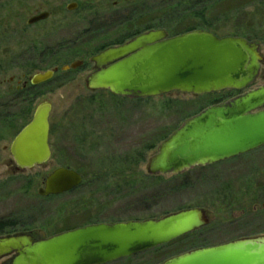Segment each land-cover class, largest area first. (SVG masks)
Wrapping results in <instances>:
<instances>
[{
    "label": "rangeland",
    "instance_id": "374dc122",
    "mask_svg": "<svg viewBox=\"0 0 264 264\" xmlns=\"http://www.w3.org/2000/svg\"><path fill=\"white\" fill-rule=\"evenodd\" d=\"M72 1L0 2V225L15 227H4L0 235L43 226L48 227L46 234L52 235L86 224L159 219L191 208L208 214V226L166 246L110 264H161L195 249L264 235V147L182 175L159 176L150 185L149 177L132 191L120 186L114 191L100 179L62 196L45 199L38 195L44 177L58 168L91 173L92 181L93 176L118 165L130 169L125 175L134 172L132 179L141 181L167 132L203 109L236 97L219 93L193 98L173 93L170 99L185 104L169 111L161 108L164 97L138 100L106 91L90 93L85 87L93 70L89 58L103 47L122 43L149 27H159L169 36L207 28L220 38L245 36L259 45L264 58V0H210L193 9L186 0H132L116 8L112 3L122 0H91L87 11L91 12V35L83 36L79 29L86 25L76 23L84 17L83 11L68 13L65 9ZM78 1L86 4L88 0ZM36 11H48L51 17L35 27L27 26L26 21ZM76 60L85 65L67 73L58 71L52 80L31 89L32 96L43 94L31 100V115L39 103H51L50 160L45 166L12 175L9 147L13 135L31 117L24 118L26 103L14 98L17 81ZM261 69L263 73L264 66ZM261 76L253 88L264 85ZM10 77L15 78L13 83H9ZM89 193L91 200L86 198Z\"/></svg>",
    "mask_w": 264,
    "mask_h": 264
},
{
    "label": "water",
    "instance_id": "95a60500",
    "mask_svg": "<svg viewBox=\"0 0 264 264\" xmlns=\"http://www.w3.org/2000/svg\"><path fill=\"white\" fill-rule=\"evenodd\" d=\"M47 16L43 13L34 20ZM262 61L259 46L242 37L219 38L198 29L168 37L158 29L91 57L95 72L87 78L86 87L127 99L241 93L189 118L158 146L147 174L177 176L264 147V86L248 90L256 82ZM79 65H65L60 71ZM56 71L33 75L31 85L48 82ZM50 111V102L40 103L12 141L9 152L16 170L29 171L49 161ZM81 181L74 170L58 168L46 176L38 195H62L79 187ZM209 223L204 210L193 208L160 219L89 225L44 240H34L28 233L4 235L0 236V261L110 264L168 245ZM161 264H264V235L195 249Z\"/></svg>",
    "mask_w": 264,
    "mask_h": 264
},
{
    "label": "flooded vegetation",
    "instance_id": "af4514ba",
    "mask_svg": "<svg viewBox=\"0 0 264 264\" xmlns=\"http://www.w3.org/2000/svg\"><path fill=\"white\" fill-rule=\"evenodd\" d=\"M178 1H184V0H178ZM210 0H186V2H190L191 4H194V5H197V4H199V5H202V4H204V3H207V2H209ZM130 3V2H132V0H122L121 2H117V1H114L113 3H112V6H113V8H116V7H118L119 5H121L122 3ZM69 5H74V7L73 8H71V9H68V6ZM105 6L106 5H104V7H102V8H105ZM65 9H66V11L68 12V13H77V12H79L80 10L81 11H83V13H84V17L83 18H81V19H79L78 20V22H76V23H78V24H80V23H82V24H85L86 26H84V27H80V31H81V34H82V36H83V34L84 35H91V19L89 18V14L91 13V12H87V11H89L90 9H91V0H88L87 2H86V4H83V3H80L78 0H75V1H72V2H70V3H68L67 5H66V7H65ZM47 14L48 16L45 18V19H43V20H37V21H35L34 19H36L39 15H41V14ZM51 17V13L50 12H48V11H41V12H38V11H36L35 12V14L34 15H32L27 21H26V25L27 26H33V27H35V26H37V25H39V24H41L42 22H45V21H47L49 18ZM80 22V23H79ZM90 25V26H89ZM148 29V28H147ZM145 30V29H144ZM144 30H142L140 33H134L132 36H131V38H128L127 39V37H126V39L124 40V42H122V43H117V44H114V45H109L108 47H106V48H102V49H100V52L101 51H104L105 49H107V48H109V47H114V46H119V45H122V44H124V43H126V42H128L129 40H132L133 38H135L136 36H138V35H141V34H143V33H145V32H148V31H151V30H155V29H148V30H146V31H144ZM169 37V36H168ZM91 44V43H90ZM100 52H98V53H100ZM97 53V54H98ZM96 54V55H97ZM95 56V55H94ZM93 57V56H92ZM89 62H90V64L92 63L91 62V57L89 58ZM73 63H80V65L76 68V69H78V68H81V67H83L84 65H85V62L83 61V60H76V61H74V62H72V63H69L68 65H71V64H73ZM92 65H93V70H92V72H91V74L92 73H94L95 72V67H94V64L92 63ZM63 66H65V65H63ZM264 66V59H263V62H262V64H261V68ZM61 68V67H60ZM60 68H58V67H55V68H53V69H51V70H54V69H57V71L54 73V75L58 72V71H60ZM260 68V71H259V75H258V78L261 76V74H262V79L264 80V71H263V73H262V69ZM76 69H71V70H68V71H66V72H61V73H67V72H70V71H73V70H76ZM91 74L89 75V76H91ZM54 75H53V77H54ZM88 76V77H89ZM53 77L51 78V80L53 79ZM87 77V78H88ZM25 77L24 76H22V79H24ZM31 78V77H30ZM30 78H28L27 80H18L17 81V85H16V87H15V89H14V91H13V95H14V98L15 99H17L16 101L17 102H24V103H26V108H25V113L24 114H29V115H31V100H32V98H35V99H37L39 96H42L43 94H37V93H35L33 96L31 95V89H33V88H35V87H39V86H41V85H44V84H46V83H43V84H39V85H36V86H32L31 85V83H30ZM87 78L85 79V87H86V80H87ZM258 78H257V80H258ZM256 80V81H257ZM8 81H9V83H13L14 81H15V78L14 77H10L9 79H8ZM50 81V80H49ZM48 81V82H49ZM87 88V87H86ZM255 88V87H254ZM253 88V89H254ZM88 90V89H87ZM90 93H96V92H91L90 90H88ZM9 97V96H8ZM11 100L10 99H8V103L10 102ZM47 102V101H46ZM43 103V102H42ZM40 104V103H39ZM38 104V105H39ZM38 105H36V107L38 106ZM2 107V103H1V101H0V108ZM35 107V108H36ZM35 108H34V110H35ZM34 110H33V113H34ZM33 113H32V115H33ZM32 115H31V117H30V120H31V118H32ZM30 120H29V122H30ZM28 122V123H29ZM27 123V124H28ZM26 124V125H27ZM25 125V126H26ZM24 126V127H25ZM24 127H22L16 134H14L13 135V139H12V141L14 140V138L17 136V134L24 128ZM11 145V144H10ZM10 148V147H9ZM11 155V154H10ZM12 163H13V170H12V175H17V174H23V173H25L26 171H20V170H16V166H15V163H14V160H13V158H12ZM125 173L126 172H110V173H105V174H99V175H97V176H93V179H92V181H91V184H93V183H95L96 182V180H100V179H103V180H105V182H106V186L108 187V188H112L114 191H116V189H118V188H116V186H120V187H124V188H126V186H127V183H128V179L131 177L132 178V176H134V172L131 174V175H125ZM47 176V175H46ZM46 176L44 177V179L46 178ZM146 177H149V176H146ZM81 178H82V181H83V177H82V175H81ZM153 179H151L150 181H148V184L150 185L151 184V182L152 183H155V180H154V177H152ZM44 179H43V181H42V188H43V182H44ZM132 183H135L136 185H139L140 187L141 186H143V182L142 181H137V182H132ZM42 188H40V189H42ZM131 191L133 190V188H131L130 189ZM39 191V190H38ZM75 191V190H74ZM38 193V192H37ZM68 194V193H67ZM62 195H65V194H62ZM62 195H58V196H62ZM40 196V195H39ZM88 197H86L87 199H89V200H91V194L89 193L88 195H87ZM42 197V196H41ZM50 197H57V196H48V197H46V196H44V197H42V198H45V199H49ZM99 224V223H98ZM89 225H93V224H86V225H82V226H75V227H70V228H67V229H63V230H61L60 232H55V233H53L52 235H47L46 233H47V229H48V227H46V226H43L42 228L43 229H39V228H37L36 230H22V232H16V233H28V234H30L31 236H32V238L34 239V240H44V239H48V238H50V237H53V236H56V235H59V234H61V233H64V232H68V231H72V230H75V229H79V228H83V227H86V226H89ZM95 225V224H94ZM45 231V232H44ZM16 233H12V234H16ZM8 235H10V234H8ZM4 264H7V263H4Z\"/></svg>",
    "mask_w": 264,
    "mask_h": 264
},
{
    "label": "trees",
    "instance_id": "16d2710c",
    "mask_svg": "<svg viewBox=\"0 0 264 264\" xmlns=\"http://www.w3.org/2000/svg\"><path fill=\"white\" fill-rule=\"evenodd\" d=\"M165 3V2H164ZM166 4V3H165ZM167 6H172L171 4H166ZM197 5H199V4H197ZM197 5H194V4H188V8H191V9H193V7H195V6H197ZM198 15H200V13L198 14ZM197 15V16H198ZM196 16V17H197ZM206 27V26H205ZM159 28V27H158ZM157 28V29H158ZM148 29H156V28H148ZM147 28L144 30V31H146V30H148ZM206 30H207V28H205ZM191 30H193V29H191ZM188 31H190V30H188ZM187 32V31H186ZM176 35V34H175ZM175 35H172V36H175ZM131 36L132 35H130V36H128L127 37V39L128 38H131ZM244 38H246L245 36H244ZM264 38V37H263ZM246 39H248V38H246ZM249 40V39H248ZM264 40V39H263ZM226 94H230V96H232V95H235L234 94V92H226ZM217 95V94H216ZM221 95V94H220ZM165 99H163V101H162V103H161V108L162 109H164V110H169V111H172L173 109H175V108H177V106H180V105H182V104H185L183 101H180V100H178V99H170L169 97H164ZM34 98H32V100H33ZM29 116V114H26V115H24V118H27ZM185 119V118H184ZM175 130H171V131H169V132H167L166 133V135H165V137L163 138V139H161L160 141H163V140H165L169 135H171L173 132H174ZM121 159V158H120ZM140 161V159L138 160V162ZM138 162L137 161H135L134 162V166L135 167H137L138 166ZM116 167V168H115ZM117 168H119V166L118 165H116V166H113V169L112 170H108V171H102V169H101V171L103 172V174H105V173H110V172H116L117 171ZM121 171L120 172H126L127 170H130L129 168H123V169H121V168H119ZM75 171H77V170H75ZM79 174H81L82 175V177H83V183L82 184H86V183H88V182H90L91 183V179L89 178L90 176H91V173H88V174H86V172H81V171H77ZM149 180V177H144L141 181H145V180ZM153 179V178H152ZM158 179V178H157ZM151 180V179H150ZM149 180V181H150ZM131 181H133V182H139L140 180H137V179H132L131 177L128 179V182L130 183ZM81 184V185H82ZM80 185V186H81ZM133 188V187H140L139 185H136L135 183H132V184H127V186H126V188ZM130 193H133V192H130ZM91 194V193H90ZM7 226H10V228L11 229H14L15 227H14V225L13 224H10V225H8V224H2V225H0V233H2L3 231H4V227H7Z\"/></svg>",
    "mask_w": 264,
    "mask_h": 264
}]
</instances>
